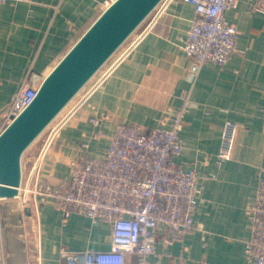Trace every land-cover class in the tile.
<instances>
[{
  "label": "crops",
  "instance_id": "1",
  "mask_svg": "<svg viewBox=\"0 0 264 264\" xmlns=\"http://www.w3.org/2000/svg\"><path fill=\"white\" fill-rule=\"evenodd\" d=\"M111 1L0 0V126L25 78L31 73L44 78ZM194 17L193 5L183 0H164L150 14L148 24L57 127L43 157L41 178L51 184L67 182L82 144H87V157L104 156L119 123L150 129L182 109L183 149L173 160L196 168L200 202L191 231L165 241V232L157 230L151 264H247L249 207L264 174V13L254 9L252 0H238L225 10L224 17L238 30L237 51L224 65L204 63L192 78L191 60L180 45ZM228 122L237 129L230 156L219 159ZM32 199L39 259L30 258L29 264H67L63 249L112 247L109 222L79 212L63 221L53 199ZM26 205L27 239L31 228ZM5 255L0 222V264H5Z\"/></svg>",
  "mask_w": 264,
  "mask_h": 264
},
{
  "label": "built area",
  "instance_id": "2",
  "mask_svg": "<svg viewBox=\"0 0 264 264\" xmlns=\"http://www.w3.org/2000/svg\"><path fill=\"white\" fill-rule=\"evenodd\" d=\"M183 1L193 5L195 11L180 45L191 60L189 71L195 78L204 63L224 65L237 51L238 30L226 20L224 12L238 0ZM252 1L254 9L264 13V0ZM42 79L33 73L25 78L2 114L0 131L31 103ZM182 119L181 109L150 129L119 123L104 156L87 157V144H82L67 182L42 183L37 193L55 201L63 221L79 212L111 224L110 249H63L61 257L67 264H151L158 229L165 232V241L194 229V213L201 195L199 176L194 166L185 168L173 160L183 149L179 137ZM98 122L95 119L94 123ZM236 129L233 122L224 125L219 159L230 156ZM21 190L22 184L19 199L24 204L27 198L20 197ZM249 209L252 225L245 246L247 264H264V174Z\"/></svg>",
  "mask_w": 264,
  "mask_h": 264
},
{
  "label": "water",
  "instance_id": "3",
  "mask_svg": "<svg viewBox=\"0 0 264 264\" xmlns=\"http://www.w3.org/2000/svg\"><path fill=\"white\" fill-rule=\"evenodd\" d=\"M160 1L112 0L44 76L31 103L0 131L5 264H29L19 199L24 151Z\"/></svg>",
  "mask_w": 264,
  "mask_h": 264
},
{
  "label": "rangeland",
  "instance_id": "4",
  "mask_svg": "<svg viewBox=\"0 0 264 264\" xmlns=\"http://www.w3.org/2000/svg\"><path fill=\"white\" fill-rule=\"evenodd\" d=\"M150 14L145 19V21L141 25H139V27L136 30H134V32L125 40V42L119 47V49H117V51L114 52L109 59H107V61L98 69V71L91 77V79H89V81L77 92V94L55 116V118L44 128V130L26 148V150L24 151L22 155L21 166H22L23 183H22V190L20 193V197L23 199L27 198L25 215H26V221L28 222L27 224H29V228H31L28 231V238L26 239L27 248L29 252V259L30 258L32 259L33 257L39 259L37 228L33 230V227H35L36 225V213L34 212L35 202H33L32 198H34V196L36 195L37 197L38 196L40 197V195L37 193L38 189L42 190L40 186L42 185L43 182H46V180L41 178V171H40L43 157L45 156L46 151L48 150L49 146L53 144L55 135H56V132L59 126H61V124L66 121L70 113H72L74 109H76L78 105L82 102L81 101L80 103H78V101L83 97V95L85 94L87 89L90 87V85L91 86L94 85V83L99 79L100 75H102L105 71L107 72V68L111 66L112 62H115V60H117L116 58L137 36L139 31L148 24L150 20ZM77 103L78 105L74 107V109L69 113L68 116L65 117V115L69 112V110L73 108V106H75ZM49 135H51V138H49ZM25 187L29 190V192L27 193L24 192Z\"/></svg>",
  "mask_w": 264,
  "mask_h": 264
},
{
  "label": "bare ground",
  "instance_id": "5",
  "mask_svg": "<svg viewBox=\"0 0 264 264\" xmlns=\"http://www.w3.org/2000/svg\"><path fill=\"white\" fill-rule=\"evenodd\" d=\"M88 81H89V80H88ZM86 83H87V82H86ZM76 94H77V93H76ZM76 94H75V95H76ZM27 191H29V190H27Z\"/></svg>",
  "mask_w": 264,
  "mask_h": 264
}]
</instances>
